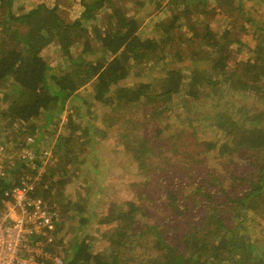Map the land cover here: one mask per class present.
Returning <instances> with one entry per match:
<instances>
[{"label": "trees", "instance_id": "1", "mask_svg": "<svg viewBox=\"0 0 264 264\" xmlns=\"http://www.w3.org/2000/svg\"><path fill=\"white\" fill-rule=\"evenodd\" d=\"M65 1L71 5L76 0ZM131 1L154 5L159 18L145 22L126 14L115 0H80L79 14L70 21L49 0H0V149L25 144L18 136L2 144L3 131H14V125L26 126L38 140L67 103L81 109L82 103H90L91 112L98 101L128 124L120 130L124 139L110 150L137 160L138 175L149 172L147 184L151 181L163 192L157 206L161 214L151 222L144 197L123 200L125 206L117 211L98 214L104 189L95 193L91 206L79 196L78 201L72 195L64 200L66 180L60 174L52 177L55 166L50 164L36 193L60 210L58 232L77 215L81 225L75 234L65 229L67 239L61 235L50 246L58 250L62 264H264V110L243 103L251 97L264 105V0ZM185 17L193 29L199 28L193 35L200 44L187 53L182 52L180 35ZM54 42L67 60L65 67L49 64L40 53ZM186 58L190 63L174 65ZM232 58H238L233 70ZM237 63L245 69L239 72ZM148 66H160L164 74L127 85L132 70ZM88 85L92 100L80 95ZM202 97L208 109L198 111L196 104L205 102ZM234 97L236 102L231 101ZM174 100L184 110L177 116V108L174 117L186 124L172 131L174 153L156 161L149 142L166 133ZM40 116L46 122L38 125ZM78 117L70 114L66 132L58 135L56 151L64 148L66 155L61 158L59 153L57 166L65 157L67 163L81 162L78 153L97 155L103 144L99 126L87 119L84 131V117ZM143 127L151 134L141 136L142 147L135 132ZM25 161L7 166L16 182ZM68 174L73 176V171ZM90 177L87 187L93 183ZM143 183L135 185L141 188ZM94 216L113 223L101 233L107 243L99 249L83 233ZM173 231H179V242L169 238Z\"/></svg>", "mask_w": 264, "mask_h": 264}, {"label": "rangeland", "instance_id": "2", "mask_svg": "<svg viewBox=\"0 0 264 264\" xmlns=\"http://www.w3.org/2000/svg\"><path fill=\"white\" fill-rule=\"evenodd\" d=\"M36 1H43V0H36ZM44 1L46 2V0ZM49 1H50L49 3L51 4L57 3L56 4L58 6L57 8L62 14L61 16L67 20L71 21L76 17V15L79 14L80 0L73 1L74 3H72L71 5L69 1H65V0H60V1L49 0ZM115 2L116 4H118L124 9V12H126V14H130V15L136 14L140 18L144 17L145 22L148 20L153 21L155 18L156 19L159 18V17H156L157 16L156 11L158 9L155 11L156 7L154 5L153 6L148 5L147 2H142L139 4L133 3L131 0H115ZM190 23H192L191 19L189 17H185L183 21V27L181 28V31H180V35L182 39L181 41L183 44V49H182L183 53L189 52L191 48L193 50H197L199 49V46H200V44L197 43V41L194 39V35H193L194 31H198L199 28L195 27L193 29ZM240 24H241V21L238 20V22L235 23V28H238ZM40 51H41L40 53L43 54V56L47 59L49 64H52L54 66L56 64H60L62 67L66 66L65 65L66 63H64V60H66L65 56L63 55L62 51L57 48V44L55 42L53 44L45 46ZM247 57L248 55H246L243 58L246 59ZM237 60L238 58H232L229 61V68L231 70L234 69L235 61ZM186 63H190V58H186L185 61L183 62L178 61L174 65H176L177 67H182ZM240 64L237 63V67H236L238 68L237 70L239 72L240 70L241 71L244 70L246 67V66L241 67ZM163 74H164L163 68H161L160 66H154V67L148 66L147 69L143 68V70L134 69L132 70V73L130 74L129 78L126 80V83L127 85H132V84H136L139 81L150 80L152 77L160 78ZM153 88H156V86H154ZM86 89H87V92L86 93L80 92V95L86 99L92 100L91 93L93 92L91 90V86L88 85ZM202 100H205V97L204 98L202 97ZM231 101L236 102V97L231 99ZM93 102H94V105L91 106V109H92L91 112H87L88 111L87 108L90 107V103L88 104L82 103L83 109L79 108L77 105L74 106L73 104L75 102H72L71 104L67 103V106L65 107L66 109L63 112L56 114L52 117L51 122L48 124V126L45 129V134H43L41 138H38V140H37V136H35L34 134L32 135L29 132H26L25 130L27 129L26 126H22L20 128L19 126L14 125V131L13 130L3 131L2 135L5 134L6 138L2 142V144H4V142L6 143L9 142L8 140L9 136L11 137L18 136V140L24 139L25 143H26V138L28 136L34 137L36 142L34 141L31 147L34 146L35 148H37L38 151L42 150L41 152L47 150V152H49V154L52 155V157H54V160H50L49 156H46L45 158H43L44 161H46L47 159L50 160L45 165V169H46L45 172H47L48 171L47 169H49L48 167L46 168V166L48 164L49 165L51 164V166L52 165L55 166L54 167L55 172L53 170L54 175L52 177L56 178L59 176V174L60 176L64 175V177H62L64 180H66L65 187L62 188L64 191V200L69 199L70 198L69 196L72 195L71 196L72 199L78 201L79 199L78 196H79L83 200V202L85 203L87 202L86 204L88 206H91L92 204H94V201L96 200L95 193L97 191H100L101 189H104L99 199L100 206L96 208V211L98 212V214L102 215L105 213L106 214L110 213L111 210H113L114 208L117 211V208L121 206H125L124 202L128 199H133L137 201L139 200L140 197H144L145 198L144 202H146L147 211L151 217L150 221L153 223H155L156 221H159L161 211L157 209V206L159 204L160 197L163 193L161 189H159L158 187L152 186L151 181L148 182L147 184V181L145 178L151 177L149 172L142 173L139 175L136 173L137 170L135 168V164L137 160L132 159V158L126 159L124 157H121L119 155V152L110 150L111 144H113V146H117V143H119V141L124 139L123 136H121L120 130L122 127H125L128 124L127 123L123 124V119L118 117V115L114 111H111L109 107L104 108L102 107V104L100 102L98 101H93ZM173 102L175 103L174 104L175 106L174 108L172 107L171 108L172 110L170 111V115L173 118H169L168 120H166L168 123V124L165 123L167 125L165 128L166 133H163L162 135H160V137L151 139L149 142V144L153 148L151 159L156 158L155 159L156 161L158 160L157 157L161 158L162 156L166 154L174 153L176 146L175 144L171 143V140H173L172 131L179 132L183 129V126H185L186 124V122L181 124L180 123L181 120L177 118V116L180 115L181 112H184V110H182V108L177 104L175 100ZM184 102L186 103L187 107L188 105H191L189 99H187ZM243 103H248V105L251 104L255 107H258V110H264V105L259 104L258 101H256L255 99L251 97H247L245 102ZM76 107L79 108V111L77 110ZM177 108H179V112L176 111ZM196 108H198V111L203 110V109L207 110L208 107L206 106V100L204 103L196 104ZM144 109L146 108L144 107ZM194 111L195 110L193 108L192 110H189V113L193 114ZM176 112H178L177 116L174 117V114ZM70 114H72V116L75 119L79 118L78 114H82L84 117V119H82V122H83L82 126H85V124L88 122L87 119H90L91 122L94 123L95 128L99 126L98 130L101 129L100 132L103 134L101 136L103 137V144L101 145L100 148H98L99 153L97 155L87 157L89 154L86 155L85 153H78L79 159H81V162H79L78 160H75L74 162L67 163L66 162L67 157H65V160L61 162V165L57 166L56 162L59 161V153L62 158L63 155H66V150L63 148V149L56 151L55 146L58 142V135L63 132H66L64 128L66 126L67 118ZM142 118H143V115L141 116L140 119ZM45 120H46L45 116H40L35 122L38 125H40L41 123L46 122ZM152 126H150L151 130H152ZM179 126H181L182 128L181 130L177 131V128ZM141 127H140V130H141ZM84 128H85L84 131L88 129L86 126ZM79 130L80 128L76 129V133H78L77 131ZM135 133L138 135V136L136 135L135 137H138L140 139L141 146L143 147L142 141H144V139L141 136L145 135L144 138L146 136L148 137L151 134V131L143 127L140 133H138V131ZM186 134L188 135V133ZM84 136H87V135H84ZM13 144L16 145V142H13ZM189 144L192 150H195L197 148L193 141L190 142ZM17 148L18 146L14 147L12 144H9L7 148L2 149L1 152H2V155L4 156V162L7 164V166L15 164L16 155L18 153ZM127 152L130 153L129 150H127ZM192 154L194 155V151H192ZM204 159H206V157ZM196 160L204 162V160H200L198 158H196ZM216 160L214 162H216ZM64 167L67 168V171H66L67 174L63 173L62 168ZM70 171H73V176L68 174ZM87 176H91L90 178L93 179L92 181L93 183L89 187L86 186L87 182H85L87 180ZM179 177H182V174ZM96 179L99 180V183L96 182ZM142 180L144 181L142 187L141 188L137 187L135 183L136 182L141 183ZM160 187H162V185H160ZM136 189H138V191H135ZM53 192H55V190H53ZM73 200H71L72 203L74 202ZM59 207L61 208V206ZM100 218L101 217L99 216L92 217L88 221L86 228H84L83 230V233L88 235V238H87L88 241L96 249L103 248L106 246L107 241H105L100 235L103 231L110 229V226L113 224V223L112 224L102 223L100 221ZM78 219H79V215L75 216L74 220L68 221L64 225L65 226L64 230L67 229L71 231V234L80 232L81 225ZM64 230H62L61 232L62 234L64 233ZM178 232L179 231H173V233L169 235V238H171L172 240H176V242H179ZM136 259L138 260L140 259V257L136 256Z\"/></svg>", "mask_w": 264, "mask_h": 264}, {"label": "built area", "instance_id": "3", "mask_svg": "<svg viewBox=\"0 0 264 264\" xmlns=\"http://www.w3.org/2000/svg\"><path fill=\"white\" fill-rule=\"evenodd\" d=\"M34 141V137L28 136L26 143L17 148L15 164L17 160H26V168L17 182L15 175L7 170V164L0 160V264L63 263L58 250L50 247L61 235L67 239L65 232H58L63 216L58 208L36 193L45 165L54 157L47 150L39 153L31 147ZM1 151L0 159L4 157ZM46 156L50 160L44 161Z\"/></svg>", "mask_w": 264, "mask_h": 264}]
</instances>
